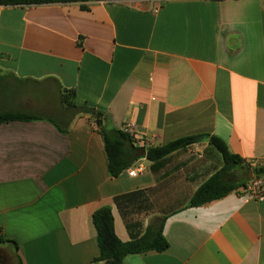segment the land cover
<instances>
[{
	"label": "crops",
	"instance_id": "0c3cea01",
	"mask_svg": "<svg viewBox=\"0 0 264 264\" xmlns=\"http://www.w3.org/2000/svg\"><path fill=\"white\" fill-rule=\"evenodd\" d=\"M68 89L108 126L133 122L142 149L215 135L264 164V0L0 5V110L41 116L0 123V264H99L103 205L122 241L164 218L168 248L122 264H264V200L189 205L223 164L207 137L111 177L94 120L62 103Z\"/></svg>",
	"mask_w": 264,
	"mask_h": 264
},
{
	"label": "trees",
	"instance_id": "16d2710c",
	"mask_svg": "<svg viewBox=\"0 0 264 264\" xmlns=\"http://www.w3.org/2000/svg\"><path fill=\"white\" fill-rule=\"evenodd\" d=\"M95 1L114 0H0V5L31 6L51 3H79L80 7L87 9L89 4ZM61 100L72 115L86 114L94 120L103 139L107 156V170L111 177L118 176L141 157L148 160H158L175 151L187 148L206 137L209 143L220 153L223 164L197 187L190 198V206L204 205L231 192H239L238 190L245 186L251 178L264 177V164L252 165L244 162L239 155L230 152L224 141L215 135H187L164 144L142 149L136 147L132 143L131 137L120 128L108 126L103 111L88 104L78 105L75 102L74 89L64 90ZM38 118H41V116L0 110V123ZM53 123L61 131L66 130L65 125L62 126L55 121ZM237 167L243 168L244 176L236 173L238 171ZM136 193L119 195L114 200L116 203H119L122 199L131 200ZM92 222L96 230V240L99 248V254L95 261L99 264H122L124 257L128 254L150 250L160 252L168 248V241L163 234V217L148 224L143 231L133 234L127 241H122L117 236L114 228V217L109 205H103L95 209L92 213Z\"/></svg>",
	"mask_w": 264,
	"mask_h": 264
},
{
	"label": "built area",
	"instance_id": "2783aa9c",
	"mask_svg": "<svg viewBox=\"0 0 264 264\" xmlns=\"http://www.w3.org/2000/svg\"><path fill=\"white\" fill-rule=\"evenodd\" d=\"M120 129L127 133L132 140V143L136 147H142L144 145V138L141 136L139 130L136 125L131 121L124 122ZM138 169H130L129 174L135 175ZM239 193H245L256 200H264V177L259 178H251L245 184V186L241 187Z\"/></svg>",
	"mask_w": 264,
	"mask_h": 264
},
{
	"label": "rangeland",
	"instance_id": "374dc122",
	"mask_svg": "<svg viewBox=\"0 0 264 264\" xmlns=\"http://www.w3.org/2000/svg\"><path fill=\"white\" fill-rule=\"evenodd\" d=\"M237 173V172H236Z\"/></svg>",
	"mask_w": 264,
	"mask_h": 264
}]
</instances>
